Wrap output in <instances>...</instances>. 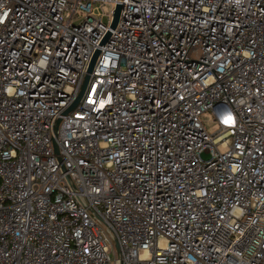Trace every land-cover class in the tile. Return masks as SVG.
<instances>
[{
  "label": "built area",
  "instance_id": "2783aa9c",
  "mask_svg": "<svg viewBox=\"0 0 264 264\" xmlns=\"http://www.w3.org/2000/svg\"><path fill=\"white\" fill-rule=\"evenodd\" d=\"M0 264H264V0H0Z\"/></svg>",
  "mask_w": 264,
  "mask_h": 264
},
{
  "label": "water",
  "instance_id": "95a60500",
  "mask_svg": "<svg viewBox=\"0 0 264 264\" xmlns=\"http://www.w3.org/2000/svg\"><path fill=\"white\" fill-rule=\"evenodd\" d=\"M120 11H121V6L119 5L117 7V9H116V12H115V18H114V21H113L112 26H111L112 28H115L117 26V24H118L119 17H120ZM110 35H111V32H109L107 34L104 42L107 41V39L110 37ZM99 53H100V50H97L95 52V54H94V56L92 58V61L90 63V66L88 68V72H87V74L85 76L84 82H83V84L81 86V90H80L78 96L76 97L75 101L69 106V108L66 109L64 114H67L68 112L72 111L78 105V103L81 101V99L83 97V94H84V91H85V89H86V87L88 85V82L90 80L91 73L93 72V69H94V66H95V63H96V60H97V57H98ZM59 122H60V120H58L56 127H58ZM55 148H56V151L58 152L59 151V147H58V144H57L56 141H55Z\"/></svg>",
  "mask_w": 264,
  "mask_h": 264
},
{
  "label": "rangeland",
  "instance_id": "374dc122",
  "mask_svg": "<svg viewBox=\"0 0 264 264\" xmlns=\"http://www.w3.org/2000/svg\"><path fill=\"white\" fill-rule=\"evenodd\" d=\"M202 119L209 132H213L215 131V129H217V124L213 120V115L211 111L203 113Z\"/></svg>",
  "mask_w": 264,
  "mask_h": 264
}]
</instances>
